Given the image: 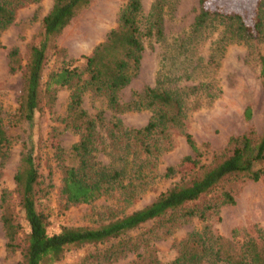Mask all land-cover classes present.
I'll return each mask as SVG.
<instances>
[{"label":"rangeland","instance_id":"obj_1","mask_svg":"<svg viewBox=\"0 0 264 264\" xmlns=\"http://www.w3.org/2000/svg\"><path fill=\"white\" fill-rule=\"evenodd\" d=\"M53 0L37 3L21 0L15 6L11 24L0 32V119L6 136L5 159L0 165V193L5 189L11 211L20 218L13 192L15 173L22 151L31 148L38 172L36 208L47 220L46 230L57 232L62 226L95 227L115 217L140 208L178 181L181 172L163 177L166 166L176 165L190 153L183 135L170 128L163 146L155 157L139 152L127 164V137L124 128L143 126L149 110L116 112L103 95L93 91L82 94V106L97 122L94 142L95 160L111 168L125 169L122 184L88 203L68 204L61 193L62 168L68 163L65 154L78 136L64 127L70 88L56 89L51 102L43 92L48 75L62 66L82 65L81 55H88L102 41L107 31L117 25L118 13L126 0H90L63 28L49 47L41 73V95L30 122L17 118L16 109L23 84V71L28 47L40 38L41 19ZM153 0H141L143 15ZM254 0H206L205 6L225 12H238L251 23ZM198 10V0H165L162 11V37L143 38V51L138 68L129 84L118 92V101L126 102L145 86L184 88L205 83L202 96L185 99V130L201 152V161L209 164L213 152L222 151L231 135L248 129L259 134L263 123L264 98L258 77V56L264 54V42L244 41L231 33L229 26L216 22L196 35H189L190 25ZM34 14V17H33ZM18 49L20 68L9 72L7 51ZM209 55L211 56L208 62ZM159 81L156 82V78ZM218 88V92L215 90ZM207 92L216 93L209 98ZM246 107L250 116L244 115ZM60 146L63 153L55 149ZM168 147L164 150V148ZM183 174V173H182ZM139 176L138 179L132 178ZM224 189L234 197L233 204L219 205L220 188L186 202L182 208L147 220L117 238L96 244L67 248L52 264H169L177 255L179 242L190 232L204 226L236 248L254 228L264 230V175L256 181L231 178ZM211 208H205L206 205ZM203 212V218L185 216L183 210ZM28 231L24 225V233ZM0 223V264H21L19 249L5 248Z\"/></svg>","mask_w":264,"mask_h":264},{"label":"trees","instance_id":"obj_2","mask_svg":"<svg viewBox=\"0 0 264 264\" xmlns=\"http://www.w3.org/2000/svg\"><path fill=\"white\" fill-rule=\"evenodd\" d=\"M21 0H0V32L14 18L15 6ZM37 3L39 0H29ZM206 0H198V10L190 25L189 35H196L205 26L220 22L229 26L236 38L244 41L264 42V0H254L251 23L247 24L238 12H225L205 6ZM90 0H53L50 9L41 19L40 38L31 42L23 71V84L16 109L17 118L30 122L39 104L41 73L49 47L70 20ZM165 0H153L148 13L143 15L141 0H126L119 9L117 25L109 29L104 39L98 42L88 55H81L82 65L62 66L48 75L43 92L52 102L56 89L69 87L70 92L62 118L64 127L75 132L77 141L67 153L68 163L62 168L61 193L68 204L88 203L103 193H109L126 176V168H111L95 160L94 142L100 114L90 116L82 106V94L93 91L103 95L107 105L116 112L147 109V122L141 127L124 128L127 138L125 159L130 165L139 152L157 156L163 146L157 141L164 139L170 128L183 135L190 153L178 164L166 166L163 177L181 172L176 183L160 192L152 201L128 213L115 217L95 227L62 226L57 232L46 230V216L36 208V185L38 172L31 148L22 151L18 167L13 174L15 198L21 214H14L8 203V192L0 193V223L5 238V248L19 249L21 264H52L61 258L69 247L96 244L117 238L141 223L161 216L167 211L182 208L183 204L196 200L203 194L219 190V205L233 204L234 197L222 186L231 178L258 180L264 175V103L263 123L259 134L248 129L239 135L227 138L222 151L213 152L209 164L201 161V152L191 134L185 130V97L190 94L199 98L205 91V83L184 88H159L145 86L140 93L126 102L118 101V92L126 87L138 68L143 38L162 37V11ZM34 17V14H33ZM2 44L0 42V48ZM211 56L209 55L208 62ZM9 72L20 68L18 49L12 46L7 51ZM258 77L264 98V54L258 56ZM156 82L159 81L157 76ZM218 92V88L215 87ZM212 98L216 93H206ZM246 118L250 108L244 110ZM6 136L0 119V165L5 159ZM168 147L164 148L167 149ZM63 153L60 146L55 147ZM183 173V174H182ZM132 178L138 179L139 176ZM211 208L212 205H206ZM185 216L203 212L183 210ZM24 225L28 231L23 234ZM234 248L231 242L211 233L206 226L193 231L179 242L177 255L169 264H264V230L254 228L253 234ZM157 264V263H153Z\"/></svg>","mask_w":264,"mask_h":264}]
</instances>
